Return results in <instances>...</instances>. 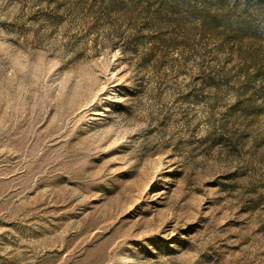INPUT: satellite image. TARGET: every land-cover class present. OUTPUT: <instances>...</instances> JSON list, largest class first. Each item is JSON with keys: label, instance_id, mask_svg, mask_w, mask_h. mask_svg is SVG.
<instances>
[{"label": "rangeland", "instance_id": "rangeland-1", "mask_svg": "<svg viewBox=\"0 0 264 264\" xmlns=\"http://www.w3.org/2000/svg\"><path fill=\"white\" fill-rule=\"evenodd\" d=\"M0 264H264V0H0Z\"/></svg>", "mask_w": 264, "mask_h": 264}]
</instances>
